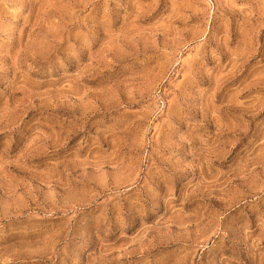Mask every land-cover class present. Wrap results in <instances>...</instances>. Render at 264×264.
Segmentation results:
<instances>
[{
    "label": "rangeland",
    "instance_id": "374dc122",
    "mask_svg": "<svg viewBox=\"0 0 264 264\" xmlns=\"http://www.w3.org/2000/svg\"><path fill=\"white\" fill-rule=\"evenodd\" d=\"M0 264H264V0H0Z\"/></svg>",
    "mask_w": 264,
    "mask_h": 264
}]
</instances>
